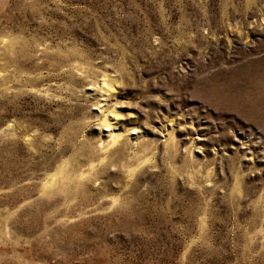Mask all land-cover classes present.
<instances>
[{"label": "rangeland", "instance_id": "obj_1", "mask_svg": "<svg viewBox=\"0 0 264 264\" xmlns=\"http://www.w3.org/2000/svg\"><path fill=\"white\" fill-rule=\"evenodd\" d=\"M0 264H264V0H0Z\"/></svg>", "mask_w": 264, "mask_h": 264}]
</instances>
